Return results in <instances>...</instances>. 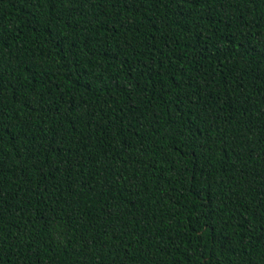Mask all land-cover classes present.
<instances>
[{"label":"trees","instance_id":"trees-1","mask_svg":"<svg viewBox=\"0 0 264 264\" xmlns=\"http://www.w3.org/2000/svg\"><path fill=\"white\" fill-rule=\"evenodd\" d=\"M0 264H264V0H0Z\"/></svg>","mask_w":264,"mask_h":264}]
</instances>
